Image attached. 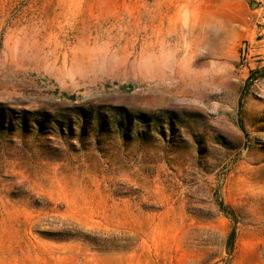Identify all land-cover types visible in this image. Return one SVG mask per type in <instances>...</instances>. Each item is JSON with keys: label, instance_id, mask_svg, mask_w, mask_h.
<instances>
[{"label": "rangeland", "instance_id": "1", "mask_svg": "<svg viewBox=\"0 0 264 264\" xmlns=\"http://www.w3.org/2000/svg\"><path fill=\"white\" fill-rule=\"evenodd\" d=\"M0 264H264V0H0Z\"/></svg>", "mask_w": 264, "mask_h": 264}, {"label": "trees", "instance_id": "2", "mask_svg": "<svg viewBox=\"0 0 264 264\" xmlns=\"http://www.w3.org/2000/svg\"><path fill=\"white\" fill-rule=\"evenodd\" d=\"M235 235L232 236V240L234 239ZM233 242V241H232Z\"/></svg>", "mask_w": 264, "mask_h": 264}]
</instances>
